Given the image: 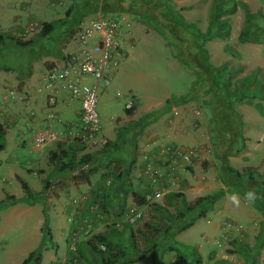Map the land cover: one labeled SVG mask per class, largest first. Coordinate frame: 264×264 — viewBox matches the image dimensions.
Listing matches in <instances>:
<instances>
[{"label":"rangeland","instance_id":"obj_1","mask_svg":"<svg viewBox=\"0 0 264 264\" xmlns=\"http://www.w3.org/2000/svg\"><path fill=\"white\" fill-rule=\"evenodd\" d=\"M80 1L0 0V35L5 39L0 46V124L6 138V146L0 150V199L6 195L22 196L25 182L34 190H39L46 180L53 183L52 188L42 186L38 191L42 199L37 203L19 202L0 210V264H20L36 248L46 218L52 241L46 242L40 264H89L85 256L99 264L84 241L107 225L114 224L121 230L127 222L125 210L135 203L129 185L133 190L149 187L153 191L162 184L164 193L159 198L150 195L149 204L157 202L164 209L139 207L141 217L134 221L133 228L152 220L160 226L171 223L174 229L160 252L133 264H222V260H228L224 256L231 259L228 264H264V244L258 238L261 217L254 212V201L242 195H228L220 180L216 98L206 93L181 105L165 104L173 96L190 91L196 75L182 62L186 47L181 39L168 43L154 28L158 20L144 18L142 9L129 13L119 9L117 0H103L104 5L117 8L107 12L123 20L120 34L123 56L111 83L99 90L96 107L102 125L99 137L105 142L114 140L119 127L132 125L145 113H151L154 121L140 133L127 132L123 138L125 145L111 155L98 153L103 145L84 144L69 135L46 146L34 142L46 118L44 99L38 95L37 87L49 65L76 46ZM212 1L169 0L173 15L183 16L191 28L210 34L204 45L211 63L222 72L219 89L223 95L230 90L228 98L242 115L245 144L249 141L251 146L229 157V164L241 172L252 170L264 182V0H237L244 1L254 17L246 18L243 7L238 5L234 12L222 16L226 24L220 32L210 23ZM155 11L158 17H168L167 10L160 5ZM58 18L65 19L64 23L29 45L15 46L7 39L9 36L30 39L44 22ZM248 25L258 28L257 42L239 39ZM171 28L164 26L163 30L174 34ZM30 97L36 98L35 106L28 103ZM128 102L129 108L136 106L129 116L125 113ZM76 106L78 103L73 102L69 107L68 98L64 99L55 109V118L69 122L63 119L64 112L72 114L70 109ZM228 131L224 134L229 135ZM57 142L78 148L77 157L86 153L95 156L77 169L64 172L68 175L59 182L55 177L59 173L56 163L49 159ZM133 153L136 161L129 176L116 181L105 199L114 160L121 158L128 166ZM67 183L77 190L61 192ZM221 190L223 193L218 195ZM168 192L182 193L184 197L169 203ZM210 194L217 197L203 216L195 218L197 213L186 211L187 203ZM178 211L185 214L181 220L174 219ZM192 220L189 228L182 229ZM119 240L128 242V233ZM183 245L196 250L188 251Z\"/></svg>","mask_w":264,"mask_h":264},{"label":"trees","instance_id":"obj_2","mask_svg":"<svg viewBox=\"0 0 264 264\" xmlns=\"http://www.w3.org/2000/svg\"><path fill=\"white\" fill-rule=\"evenodd\" d=\"M106 1V0H105ZM160 2H154V0H117V5L122 11L133 12L138 9L143 10V17L150 19H157L156 28L168 41L173 44L175 38L181 39L186 51L185 57L182 62L185 66L190 67L196 75L190 91L180 96H173L172 100L165 102L168 107L173 105H181L187 103L197 96L210 93L218 104L215 109L214 115L216 119V130H218L219 143L221 144V150L217 154L220 160L219 176L221 182L227 187L228 193H239L246 197V193L253 191L256 193V198L253 200L257 205L258 210L264 217V183L256 178L254 172L247 169L243 172L239 171L235 167L229 164V157L237 156L241 151L245 149V138L242 133L244 122L242 115L235 109L233 100L228 98L229 91H225L226 95H223V91L220 90V82L222 78V72H219L217 66L211 63L210 54L208 49L204 45V41L209 37L210 34L207 32L203 33L198 28H191L190 25L183 20V16L178 14V17L173 15L172 7L169 0H159ZM81 4L78 7L79 16L76 22H80L86 16L93 15L97 11H103L108 13L107 10H113L117 8L109 7L104 5L103 0H81ZM154 5V6H152ZM157 5L162 6L168 12V17H158L155 11ZM240 5L245 11L246 18H253L248 5L244 1L237 0H213L209 8L210 23L219 32L223 30L226 19L223 15L234 12L237 6ZM141 15V17H142ZM68 16V12H67ZM142 17V19H143ZM65 19H55L49 22H44L41 29L32 38L23 40L20 37L9 36L7 39L11 44L15 46H26L32 43L35 39L45 37L53 32L56 27L64 23ZM164 26H168L174 30V34H171L166 30H163ZM211 26V27H212ZM213 28V29H214ZM258 28L245 26L242 32L239 34L241 41L257 42L259 39ZM173 38V39H172ZM4 37L0 35V46L2 47ZM5 43V42H4ZM0 47V53H1ZM223 92V93H222ZM235 96L234 99H236ZM239 100L240 97H238ZM227 105L224 106V103ZM221 103V104H220ZM223 105V106H221ZM135 105H131L130 108H125L127 116L132 115L135 111ZM154 121V117L151 113H145L143 117L136 119L132 125L121 126L118 128L117 136L114 140L105 142L98 152L99 154L111 155L115 151L119 150L125 145L123 141L124 135L129 132H141L149 123ZM228 125L229 127H221L220 124ZM229 130V135L224 134L225 130ZM5 130L0 124V150H3L6 146ZM78 148L72 147L70 144L65 142H57L55 148L50 150L49 159L56 163V171L58 172H69L77 169L80 165L93 160L95 154L86 153L77 157ZM136 154H132L129 165L127 166L123 159L116 158L114 160V170L111 171L112 179L110 184L105 191L104 197L108 199L111 193V187L118 180H124L129 176L131 172L132 163L136 161ZM88 168L86 167L81 174H83ZM51 185V181L46 180L43 183L44 189ZM23 195L17 197L15 195H6L3 199H0V210L2 208L15 205L19 202H25L29 205L35 204L42 199V194L38 191H33L29 188L27 183L22 184ZM128 189L131 191L133 199L135 201L134 206L138 209L142 206H149L156 210L164 209L163 205L153 202L149 204L147 195H152L153 191L149 187H145L142 190H133L132 186L129 185ZM222 194L221 190L219 194ZM184 197V194L177 192H168L166 199L169 203H173L174 199ZM217 197V195H206L195 198L193 203L186 204V211L196 214L195 218L201 217L205 214L209 204ZM133 206V205H132ZM126 211V210H125ZM141 212V210L139 209ZM142 213V212H141ZM185 214L182 211H178L177 215L174 216L175 220H181ZM141 215L135 220L139 219ZM134 220V221H135ZM134 221H127L123 224L121 230H118L114 224L107 225L102 231L93 233L87 240L84 241L87 250L93 255L99 264H133L136 263L140 258L148 255L155 256L160 252L168 237L171 235L173 224L160 226V224L147 220L140 227L133 228ZM48 219L44 220L42 226V236L40 242L36 248L29 251L26 257L20 264H40L42 262V252L48 240L52 241V232L48 226ZM193 224V220L187 222L182 229H187ZM128 233V242L120 241L119 237L124 236ZM188 251L195 248L191 246H182ZM176 248H179L176 246ZM82 252L81 247L78 248ZM89 264H95L87 256H85ZM200 263V261H198Z\"/></svg>","mask_w":264,"mask_h":264},{"label":"built area","instance_id":"obj_3","mask_svg":"<svg viewBox=\"0 0 264 264\" xmlns=\"http://www.w3.org/2000/svg\"><path fill=\"white\" fill-rule=\"evenodd\" d=\"M122 26L123 20L118 15L103 11H97L78 23L76 46L49 65L37 87L38 95L44 99L46 118L42 132L33 139L36 144L46 146L65 135L84 144L105 143L99 137L102 125L96 107L99 90L111 83L114 69L123 56L120 42ZM66 98L79 102L77 119L59 122L55 118V109ZM129 106L130 102L126 107ZM162 185L153 190L152 196L159 198L164 193L165 186ZM149 197L150 194L147 195L148 200ZM140 215L136 206H130L124 213L126 221L130 222Z\"/></svg>","mask_w":264,"mask_h":264},{"label":"crops","instance_id":"obj_4","mask_svg":"<svg viewBox=\"0 0 264 264\" xmlns=\"http://www.w3.org/2000/svg\"><path fill=\"white\" fill-rule=\"evenodd\" d=\"M30 101L28 102L29 104H31L32 106L34 105H36V98H34V97H30V99H29ZM73 102H77V101H75V100H70V99H68V106L70 107V106H72V103ZM78 103V106H76V107H74V108H71L70 109V112L72 113V114H68V112L69 111H65L64 113H65V115L66 116H69V117H66V116H62L63 117V119L64 120H70V121H74V120H76L77 119V112H78V110H79V102H77ZM63 114V113H62ZM44 126H45V122H44ZM56 126H58V125H56ZM250 142L248 141V142H246V148H249L251 145L249 144ZM249 152V151H248ZM42 174H44V172H42ZM67 175L68 174H64V172H59V173H56V175H55V177H57L56 178V180L58 181L59 180V182L60 181H62V180H64L65 179V177H67ZM68 179H66V181H67ZM56 182V181H55ZM25 183H27V185L29 186V188L30 189H32L33 191H39V190H41L42 189V186L43 185H41L40 186V188H39V190H34L33 188H32V186L28 183V182H25ZM264 183V182H263ZM52 185V186H51ZM51 185H50V188H52L53 187V183H51ZM58 185V184H57ZM65 187L61 190V192H65V193H68V192H72V191H75V190H77L76 189V187H73L70 183H67V184H65L64 185ZM227 194L228 195H230V196H237V195H240L239 193H228L227 192ZM255 206V209H254V212H256L257 213V215H259L260 217H261V220H260V222H259V224H258V229H259V236H258V238H259V242H262V244H264V217H263V215L261 214V212L258 210V208H257V205H254ZM259 212V213H258ZM224 259H228V260H222V264H228L229 262H227V261H229V260H231L230 258H228V257H223Z\"/></svg>","mask_w":264,"mask_h":264},{"label":"clouds","instance_id":"obj_5","mask_svg":"<svg viewBox=\"0 0 264 264\" xmlns=\"http://www.w3.org/2000/svg\"><path fill=\"white\" fill-rule=\"evenodd\" d=\"M246 198L250 200H254L256 198V193L253 191H249L246 193ZM234 202H236V197L232 198Z\"/></svg>","mask_w":264,"mask_h":264}]
</instances>
